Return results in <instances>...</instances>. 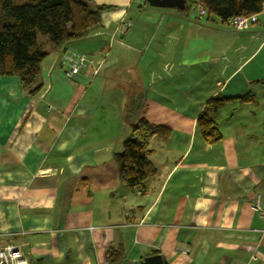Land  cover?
I'll use <instances>...</instances> for the list:
<instances>
[{
	"label": "crops",
	"instance_id": "obj_1",
	"mask_svg": "<svg viewBox=\"0 0 264 264\" xmlns=\"http://www.w3.org/2000/svg\"><path fill=\"white\" fill-rule=\"evenodd\" d=\"M185 1L131 19L145 0H92L109 7L98 27L42 43L36 96L0 77V247L28 264H264L252 210L264 196V9L236 32ZM63 53L89 64L67 78ZM214 97L226 102L209 145L196 119ZM140 120L165 130L147 140L157 173L143 193L119 183L114 159L145 133Z\"/></svg>",
	"mask_w": 264,
	"mask_h": 264
},
{
	"label": "trees",
	"instance_id": "obj_2",
	"mask_svg": "<svg viewBox=\"0 0 264 264\" xmlns=\"http://www.w3.org/2000/svg\"><path fill=\"white\" fill-rule=\"evenodd\" d=\"M92 0H0V77H16L21 89L33 98L41 89L40 65L47 57L38 35L53 49L83 39L100 24V14L109 7L92 8ZM205 11V22L224 25L234 17H252L264 9V0H195ZM188 6L186 5L185 9ZM203 16V17H204ZM226 99L214 97L196 119V130L204 143L221 140L215 118ZM143 129L140 138L123 142L114 155L119 183L143 193L147 180L156 175L148 160L147 140L161 127L140 120L134 132Z\"/></svg>",
	"mask_w": 264,
	"mask_h": 264
},
{
	"label": "built area",
	"instance_id": "obj_3",
	"mask_svg": "<svg viewBox=\"0 0 264 264\" xmlns=\"http://www.w3.org/2000/svg\"><path fill=\"white\" fill-rule=\"evenodd\" d=\"M198 17H203L205 11L202 7L196 6ZM256 16L252 17H234L228 21V25L232 30L236 32L245 31L248 29L250 22L255 21ZM122 29L127 30L130 27V23L121 24ZM62 63L66 66L65 76L67 78H75L78 74L87 67L89 64V57L78 53H63ZM252 210L258 214L260 219L264 223V196L262 194H257L255 196V201L252 204ZM89 231H93L96 228L89 227ZM261 236H264V227L259 230ZM254 260V256L251 257ZM0 264H28V260L24 256L22 250L15 245H6L0 247ZM130 264H139V261L131 262Z\"/></svg>",
	"mask_w": 264,
	"mask_h": 264
},
{
	"label": "water",
	"instance_id": "obj_4",
	"mask_svg": "<svg viewBox=\"0 0 264 264\" xmlns=\"http://www.w3.org/2000/svg\"><path fill=\"white\" fill-rule=\"evenodd\" d=\"M150 7L183 10L186 7L185 0H145ZM139 264H165L160 255L143 258Z\"/></svg>",
	"mask_w": 264,
	"mask_h": 264
},
{
	"label": "rangeland",
	"instance_id": "obj_5",
	"mask_svg": "<svg viewBox=\"0 0 264 264\" xmlns=\"http://www.w3.org/2000/svg\"><path fill=\"white\" fill-rule=\"evenodd\" d=\"M154 8L153 7H150L148 4L145 5V7H143L142 9H134L133 12H131L129 18L131 19H136L140 16H147L150 14V10H153ZM195 17H198V14H197V10L193 11L192 13ZM38 42L39 44H42L44 42L47 43V40L45 39V37L41 36V35H38Z\"/></svg>",
	"mask_w": 264,
	"mask_h": 264
},
{
	"label": "bare ground",
	"instance_id": "obj_6",
	"mask_svg": "<svg viewBox=\"0 0 264 264\" xmlns=\"http://www.w3.org/2000/svg\"><path fill=\"white\" fill-rule=\"evenodd\" d=\"M263 10V9H262Z\"/></svg>",
	"mask_w": 264,
	"mask_h": 264
}]
</instances>
